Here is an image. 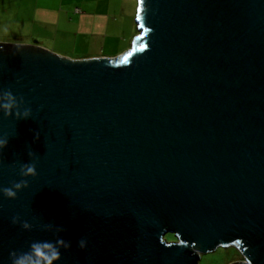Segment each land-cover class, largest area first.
<instances>
[{
	"label": "water",
	"instance_id": "1",
	"mask_svg": "<svg viewBox=\"0 0 264 264\" xmlns=\"http://www.w3.org/2000/svg\"><path fill=\"white\" fill-rule=\"evenodd\" d=\"M138 4L117 59L0 44V91L33 113H0V187L29 149L38 161L16 199L0 194V264L57 226L59 264H199L229 246L264 264V0Z\"/></svg>",
	"mask_w": 264,
	"mask_h": 264
},
{
	"label": "crops",
	"instance_id": "2",
	"mask_svg": "<svg viewBox=\"0 0 264 264\" xmlns=\"http://www.w3.org/2000/svg\"><path fill=\"white\" fill-rule=\"evenodd\" d=\"M35 1L36 6L28 12L16 10L13 6L10 10L9 6L0 4V29L14 32L17 45L33 46L37 43L53 54L74 61L82 58L117 59L132 49L134 39L139 35L134 29V15H126L122 23L118 21L120 15L115 9L122 13L119 6H114V0H83L80 3L60 0L56 5L49 0ZM0 3L11 4L12 1L0 0ZM69 37L74 42L73 51L82 47L98 52L107 50L109 54L74 57L63 44Z\"/></svg>",
	"mask_w": 264,
	"mask_h": 264
},
{
	"label": "clouds",
	"instance_id": "3",
	"mask_svg": "<svg viewBox=\"0 0 264 264\" xmlns=\"http://www.w3.org/2000/svg\"><path fill=\"white\" fill-rule=\"evenodd\" d=\"M0 113L5 118L14 117L16 120H27L32 117V108L28 106L22 96L17 97L11 90L0 91ZM40 133H35V140L38 141ZM9 139L7 135L0 137V156L3 155L4 149L8 147ZM29 161L20 166L19 174L21 179L18 182H13L10 186L0 187V194L7 199H16L17 194L25 188H28L29 178H36L37 172V157L31 149L28 151ZM4 163L0 159V166ZM20 223V227L25 231H31L32 225L28 221H19V217H12V224ZM51 227V226H49ZM65 229L62 226H57L55 229V238L53 240L33 241L29 250L25 252L11 251L9 258L11 264H59L62 259L61 250H69L72 247L70 240L64 239L60 233ZM87 240L81 238L77 242L80 250H86ZM250 264V261L248 262Z\"/></svg>",
	"mask_w": 264,
	"mask_h": 264
},
{
	"label": "rangeland",
	"instance_id": "4",
	"mask_svg": "<svg viewBox=\"0 0 264 264\" xmlns=\"http://www.w3.org/2000/svg\"><path fill=\"white\" fill-rule=\"evenodd\" d=\"M9 1H12V3L11 4L0 3V4L2 6L4 5L9 6L7 7L8 9H10L11 6H13L14 9L16 10L17 8H19L23 12L30 11L32 7L36 6L37 3L35 0H9ZM49 1H51L54 5H56L60 0H49ZM70 1L71 0H65L66 3H69ZM76 1L80 3L83 0H76ZM114 2H115L114 6L115 7L119 6L121 9L122 14H120L118 9H115L120 15V18L118 20L120 23H122L123 20H125L126 15H130V16L134 15V29H135V33L138 35L139 31H138V26L136 24L138 8H139L138 0H114ZM13 34L14 32L11 33L10 30L4 31L0 29V44H7V45L16 44V42H14L15 39ZM3 40L4 41L8 40L9 42H2ZM63 44L65 45L66 50H69L74 57H87L89 55H92L93 53H95V55H101V56L109 54L107 50H105L104 52L103 51L98 52L96 50H91L90 48H82V47H79L78 50L73 51L74 48L72 46L74 45V42L70 37ZM79 44L80 41L78 42V45ZM57 47L58 49H61L59 46ZM84 59L86 58H82V60ZM242 261H244V258L242 254L239 252V250L234 246H229V247H219L216 250L203 255V260L199 264H235L237 262H242Z\"/></svg>",
	"mask_w": 264,
	"mask_h": 264
}]
</instances>
